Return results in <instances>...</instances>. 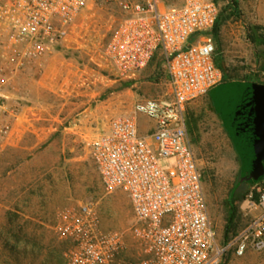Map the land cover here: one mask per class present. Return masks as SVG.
Segmentation results:
<instances>
[{
	"label": "built area",
	"instance_id": "2783aa9c",
	"mask_svg": "<svg viewBox=\"0 0 264 264\" xmlns=\"http://www.w3.org/2000/svg\"><path fill=\"white\" fill-rule=\"evenodd\" d=\"M97 1L0 0V102L16 74L77 48L78 23ZM119 7L120 18L90 60L126 83L157 58L161 92L114 115L91 142L103 188L127 196L132 224L102 228L91 202L57 207L53 228L69 243L67 264H222L230 251L263 250L264 179L243 200L249 221L220 241L187 127V105L223 81L210 33L218 1L122 0ZM196 36L203 38L191 41Z\"/></svg>",
	"mask_w": 264,
	"mask_h": 264
},
{
	"label": "rangeland",
	"instance_id": "374dc122",
	"mask_svg": "<svg viewBox=\"0 0 264 264\" xmlns=\"http://www.w3.org/2000/svg\"><path fill=\"white\" fill-rule=\"evenodd\" d=\"M120 1L98 0L78 23L74 41L77 48L54 55L67 62L72 72L76 68L80 72L79 82L72 73L65 81L68 89L54 97L58 98L56 102H65L61 107L54 102L55 109L60 107L68 116L66 136L51 139L56 141L53 149L59 156L64 182H40V177L52 178L54 173L59 174L44 149L42 160L16 169L18 176L30 179L18 185L19 192L28 196L20 203L18 212L0 211V264H67L69 243L53 228L57 206L53 207L56 199H50L52 194L63 196L64 204L72 207L93 203L104 229H127L133 222L127 196L119 190L107 193L103 188L91 142L107 128L114 115L128 110L142 96L161 92L159 84L151 82H157L156 77L163 68L155 58L136 81L124 83L109 79L108 72L90 60L89 55L106 42L110 26L120 18ZM218 4L219 33L212 37L215 57L222 59L223 76L228 78L214 90L217 102L227 98L225 112L220 113L218 107L215 109L222 126L213 114L207 95L188 104L185 114L202 173L208 211L218 239L222 241L231 205L236 209L233 229L236 232L250 219L243 203L245 195L264 179V0H218ZM201 38L196 36L191 41ZM248 76L251 78L246 79L245 84L230 80ZM86 78L93 80V84H84ZM96 84L98 88L91 93L90 89ZM7 88L9 92L11 85ZM27 104V100L10 104L9 98L0 102V131L11 124L7 112L22 110ZM81 117L82 120H75ZM9 169V166L5 170L0 167V176L7 175ZM5 186L9 185L1 184L0 191ZM222 264H264V249L248 251L242 256L230 251L223 257Z\"/></svg>",
	"mask_w": 264,
	"mask_h": 264
},
{
	"label": "crops",
	"instance_id": "0c3cea01",
	"mask_svg": "<svg viewBox=\"0 0 264 264\" xmlns=\"http://www.w3.org/2000/svg\"><path fill=\"white\" fill-rule=\"evenodd\" d=\"M72 73L76 76L74 80L76 79V82H79V69L76 68V70L72 72L67 62L53 56L39 61L32 67L19 72L13 77L11 88L9 92H7L9 94L10 104H21L24 100H27L29 104L24 106L22 110L17 108L8 111L7 116L10 118L11 124L5 132L0 131V167L2 170L8 169V166L10 167L9 170H6L7 175L0 176V185H9L5 186V188H3L4 190L0 191V211L5 210L11 213L12 211H19L20 203L24 202L23 199L27 198L28 193H20L18 185L28 183L30 179L29 177L18 176L17 173H15L16 169L25 165L27 166L32 162H37V160H42L44 150L48 152V161H51L53 169H56V167L58 168L59 174L56 175L54 173L52 178L43 179L40 177V182H64L61 178L62 175H60L59 156L53 149L56 145V141L51 139L54 136H66L68 128L65 122L68 116L60 109L65 102H56L58 98L54 97L56 95H62V92L68 89V85L66 87L64 85L68 76ZM226 80H224V82ZM230 80L238 81L242 84H245L246 81V79ZM76 84L77 83H75V85ZM151 84L157 85V82L153 81ZM220 86L221 84H218L213 87L206 98L212 108L213 114L222 126V120L215 112V109L218 107L220 113L225 112V100L227 98H224L222 102H217L214 97V90ZM97 88V84L93 85L92 89H90L91 93ZM72 89L74 88L72 87ZM225 89L227 88L225 87ZM54 102L57 106H61L55 109ZM38 104H40L41 107H38ZM80 119L82 120V117L76 118L75 120L77 121ZM46 143H48L47 146L42 148ZM16 153L18 156H16ZM27 190H29V188ZM50 199H56L53 207L65 205L64 201L66 199L63 198V196L52 194Z\"/></svg>",
	"mask_w": 264,
	"mask_h": 264
},
{
	"label": "trees",
	"instance_id": "16d2710c",
	"mask_svg": "<svg viewBox=\"0 0 264 264\" xmlns=\"http://www.w3.org/2000/svg\"><path fill=\"white\" fill-rule=\"evenodd\" d=\"M218 1V0H217ZM218 18H219V15H218ZM217 18V20H218ZM211 35H213L214 37H217L218 36V33H219V23L218 21H216L215 25L213 26L212 30L210 31ZM255 41V39H254ZM215 62H216V65L222 70V72L224 73L225 72V67H224V64H223V61L221 58H216L215 57ZM248 78H251V77H247L245 79H248ZM228 79L227 77H224L223 76V80H226ZM253 79V78H252ZM235 216H236V209L235 207H233L231 205V208H230V211L228 213V217H227V222H226V225L224 227V232H223V237H224V240L227 241L230 236L232 234H234L235 232L233 231L234 227H235V223H234V220H235Z\"/></svg>",
	"mask_w": 264,
	"mask_h": 264
}]
</instances>
